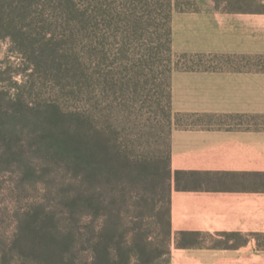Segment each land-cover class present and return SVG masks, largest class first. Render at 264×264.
I'll use <instances>...</instances> for the list:
<instances>
[{
    "label": "rangeland",
    "instance_id": "obj_1",
    "mask_svg": "<svg viewBox=\"0 0 264 264\" xmlns=\"http://www.w3.org/2000/svg\"><path fill=\"white\" fill-rule=\"evenodd\" d=\"M180 5L0 0V264H167L171 132L209 120L171 107ZM84 115L87 183L68 149Z\"/></svg>",
    "mask_w": 264,
    "mask_h": 264
},
{
    "label": "crops",
    "instance_id": "obj_2",
    "mask_svg": "<svg viewBox=\"0 0 264 264\" xmlns=\"http://www.w3.org/2000/svg\"><path fill=\"white\" fill-rule=\"evenodd\" d=\"M191 1L171 16L189 56L171 105L209 120L171 132L167 264H264V0Z\"/></svg>",
    "mask_w": 264,
    "mask_h": 264
},
{
    "label": "trees",
    "instance_id": "obj_3",
    "mask_svg": "<svg viewBox=\"0 0 264 264\" xmlns=\"http://www.w3.org/2000/svg\"><path fill=\"white\" fill-rule=\"evenodd\" d=\"M170 44H171V28H170ZM59 114L62 115L61 112ZM51 115L55 117L56 112L54 113L51 112ZM80 122H81V134L79 135V139H78L79 143L77 146L74 145L73 147H69L68 149L69 152L79 161L80 166L82 168L84 180L87 183L90 177H92L94 171V159L96 153L95 127L93 125L94 124L93 118H91L89 115H84L80 120ZM54 138L55 140L53 141V144H55V146L59 149L62 148L66 149L65 147L68 146V143L70 142L69 140L66 139V137H63V135L61 136L55 134ZM170 163H171V151H170ZM87 196H88V192H86L85 197ZM170 209H171V197H170ZM170 222H171V211H170ZM169 253L170 250L166 254L168 255Z\"/></svg>",
    "mask_w": 264,
    "mask_h": 264
}]
</instances>
